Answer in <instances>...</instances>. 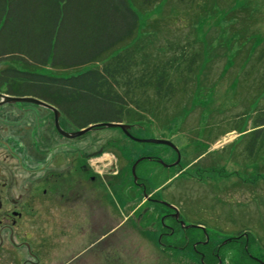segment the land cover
<instances>
[{
    "label": "rangeland",
    "instance_id": "rangeland-1",
    "mask_svg": "<svg viewBox=\"0 0 264 264\" xmlns=\"http://www.w3.org/2000/svg\"><path fill=\"white\" fill-rule=\"evenodd\" d=\"M162 6L143 17L142 23L148 24L144 31H152L146 36L154 47L162 46L167 57L182 56V64L198 51L195 66L206 69L200 74L194 66L191 79L178 75L177 79L190 82L175 85L173 99L161 108L162 120L144 121L129 133L140 140L172 142L179 150V163L172 148L133 142L118 128L92 130L83 136L88 141L79 138L75 143L88 147L85 150L93 156L103 150L109 167L118 159L130 178L129 169L141 160L138 177L158 200L175 207L189 228L166 218L165 226L175 228L172 233L160 216L128 223L114 208L103 239L97 237L98 231H88L85 237L91 240L84 241L77 233L59 234L45 224L41 244L35 234L32 238L42 253V264H199L178 250L186 238L206 242L194 226L205 229L213 248H221L222 264H264V148L254 162L244 150L256 110L264 105V69L257 61L264 46V0H195L192 5L168 0ZM50 74L68 78L75 71ZM114 186H107L108 203L116 197ZM132 188L126 195L135 197L138 191L135 201L142 200L141 189ZM161 235L169 247L165 252L157 243ZM242 254L251 259H242Z\"/></svg>",
    "mask_w": 264,
    "mask_h": 264
},
{
    "label": "trees",
    "instance_id": "trees-1",
    "mask_svg": "<svg viewBox=\"0 0 264 264\" xmlns=\"http://www.w3.org/2000/svg\"><path fill=\"white\" fill-rule=\"evenodd\" d=\"M167 1L0 0V87L6 84L17 95L37 96L57 107L77 129L100 122L127 123L133 128L152 118L162 120L163 103L173 99L175 85L185 80L179 78L193 75L200 55L196 51L182 64V56L167 57L165 49L154 47L146 36L152 31H144L148 24L142 23L143 17L165 7ZM20 59L25 63L16 62ZM7 60L27 70L4 66ZM257 61L264 69V46ZM88 65L93 68L80 72ZM47 67L55 73L77 74L55 77L41 71ZM205 69L195 66L200 74ZM256 111L244 147L253 162L264 148V105ZM157 241L162 252L169 248L162 235ZM243 250L250 254L248 248ZM246 257L250 258L241 256Z\"/></svg>",
    "mask_w": 264,
    "mask_h": 264
},
{
    "label": "flooded vegetation",
    "instance_id": "flooded-vegetation-1",
    "mask_svg": "<svg viewBox=\"0 0 264 264\" xmlns=\"http://www.w3.org/2000/svg\"><path fill=\"white\" fill-rule=\"evenodd\" d=\"M5 97L39 99L17 95L6 84L0 87V264H42V253L34 247L32 238L35 234L41 244L45 224L52 225L59 234L77 233L84 241L91 240L85 237L88 231H98L97 237L103 239L108 234L106 226L102 233L103 228L113 216V208L120 212L119 219L128 223L146 222L160 215L164 227L166 218L181 225L180 215L158 200L154 190H149L148 184L138 177L137 167L134 180L132 169L130 178L124 174L128 169L119 166L118 159L109 167L103 150L93 156L83 144L77 147L76 141L90 139L83 137L86 134L77 138L63 136L57 124L67 134L81 129L57 107L49 104L60 113L56 124L51 110L31 103H6ZM108 184L115 185L116 197L111 198V203ZM132 187L141 189L142 200L135 201L139 195L136 190L135 197L126 195ZM102 188L105 191L97 193ZM157 207L161 212L157 213ZM166 228L172 233L175 229ZM194 228L204 233L206 242H190L186 238L180 249L196 256L192 258L199 264H222L221 248L205 247L207 232Z\"/></svg>",
    "mask_w": 264,
    "mask_h": 264
},
{
    "label": "water",
    "instance_id": "water-1",
    "mask_svg": "<svg viewBox=\"0 0 264 264\" xmlns=\"http://www.w3.org/2000/svg\"><path fill=\"white\" fill-rule=\"evenodd\" d=\"M6 99V103H11V104H15V103H31V104H34V105H37V106H40V107H43V108H46V109H49L51 110L52 112L55 113V117H56V124H57V120H58V116L60 115V113L51 105H49L48 103H46L45 101H42V100H39V99H33V98H15V97H5ZM131 125L129 124H126V123H119V122H100V123H96V124H91L89 125L88 127L84 128V129H81L75 133H71V134H67L65 132H63L59 127H58V124H57V128L59 129L60 133L63 135V136H66L67 138H77V137H80V136H83L85 135L86 133L92 131V130H95V129H104V128H118V129H121L128 137H130L132 140L136 141V142H140V143H153V144H162V145H166L170 148H172L176 153H177V156H178V161L176 162V164L179 163V158H180V155H179V150L178 148L170 141H165V140H157V139H150V140H140L138 138H135L134 136H132L130 133H129V130L131 129ZM141 160L137 161L133 166H132V174H133V177H134V180L137 179L136 175H135V169L138 165V163L140 162ZM164 166L166 167H170L171 165H167V164H164ZM164 204L166 206H168L169 208H172L176 211V215L178 216L179 215V212L178 210L165 203ZM181 226L184 228V229H188L189 227L186 226L184 224L183 221H181ZM194 227H198V228H201L204 230L203 227H200V226H194ZM192 227V228H194Z\"/></svg>",
    "mask_w": 264,
    "mask_h": 264
},
{
    "label": "crops",
    "instance_id": "crops-1",
    "mask_svg": "<svg viewBox=\"0 0 264 264\" xmlns=\"http://www.w3.org/2000/svg\"><path fill=\"white\" fill-rule=\"evenodd\" d=\"M16 62H18V63H25V62H23V60L22 59H20L19 61H16ZM18 63H12V62H10L9 60H7V61H5L4 63H2L4 66H8V65H11L13 68H15V69H20V66H21V64H18ZM22 67V66H21ZM91 68H93V65H88V66H86V67H83V68H81V69H83V70H81L80 69V72L82 71V72H85V71H87V70H89V69H91ZM41 71H43L44 73H46V74H48V75H51L50 73H55V72H53L49 67H47V68H45V69H43V70H41ZM71 71H68L67 73H70ZM40 73V72H39ZM59 74H66V73H61V72H58ZM77 73L75 72V75H76ZM79 74V73H78ZM53 76V75H52Z\"/></svg>",
    "mask_w": 264,
    "mask_h": 264
}]
</instances>
